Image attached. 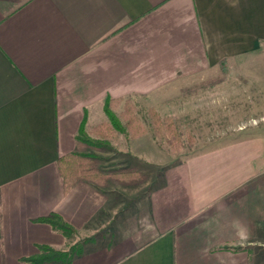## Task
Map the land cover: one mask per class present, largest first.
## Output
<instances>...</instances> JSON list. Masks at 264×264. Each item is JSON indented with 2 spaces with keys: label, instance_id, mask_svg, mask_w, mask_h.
<instances>
[{
  "label": "crops",
  "instance_id": "0c3cea01",
  "mask_svg": "<svg viewBox=\"0 0 264 264\" xmlns=\"http://www.w3.org/2000/svg\"><path fill=\"white\" fill-rule=\"evenodd\" d=\"M261 51L264 0H0V264L75 235L92 239L69 264H264V134L187 155L139 195L67 189L58 166L83 122L92 135L108 121L107 98ZM52 213L76 234L41 220Z\"/></svg>",
  "mask_w": 264,
  "mask_h": 264
},
{
  "label": "rangeland",
  "instance_id": "374dc122",
  "mask_svg": "<svg viewBox=\"0 0 264 264\" xmlns=\"http://www.w3.org/2000/svg\"><path fill=\"white\" fill-rule=\"evenodd\" d=\"M112 109L121 128L108 139L111 147L80 150L99 155L106 171L137 170L128 179L110 182L139 195L159 184L165 167L187 155L242 136L264 134V51L223 61L212 72L180 82L160 95L125 98L112 103ZM127 109L145 129L137 137L126 126ZM91 136L95 138L94 133ZM175 137L179 144L173 146ZM80 238L75 235L73 241Z\"/></svg>",
  "mask_w": 264,
  "mask_h": 264
},
{
  "label": "trees",
  "instance_id": "16d2710c",
  "mask_svg": "<svg viewBox=\"0 0 264 264\" xmlns=\"http://www.w3.org/2000/svg\"><path fill=\"white\" fill-rule=\"evenodd\" d=\"M105 110L108 116V121L99 124L93 130L95 138L87 132L85 123L83 122L76 137L78 150L64 155L58 160V166L65 180L67 189H69L78 180L89 181L98 186H106L112 180H120V177H127L126 179H128L132 175L138 174L135 169H114L106 171L100 166L101 158L99 155L80 150V148H83L84 146L94 148L105 146L111 147L108 139L115 133L116 130L121 128V125L112 109V101L110 98L106 99ZM131 112V110L127 109L128 114L126 115V126L130 130V134L137 137L141 135L145 129L141 123L137 122V118L132 115ZM177 142L179 144L178 140L175 142L171 141V144L175 146ZM41 220L49 222L53 226L57 227L66 236L76 234L75 227L66 222L58 213H52L49 216L42 217ZM91 239L92 237L80 238L67 250H58L50 247L49 245H39V252L26 258V260L29 264H45L47 262L55 261L69 264L74 256L82 254L83 244Z\"/></svg>",
  "mask_w": 264,
  "mask_h": 264
}]
</instances>
